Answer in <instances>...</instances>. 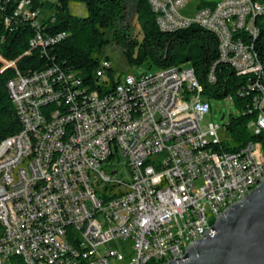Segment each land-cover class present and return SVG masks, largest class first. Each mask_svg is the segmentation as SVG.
<instances>
[{"label":"built area","instance_id":"built-area-1","mask_svg":"<svg viewBox=\"0 0 264 264\" xmlns=\"http://www.w3.org/2000/svg\"><path fill=\"white\" fill-rule=\"evenodd\" d=\"M147 1L162 30L197 23L216 35L218 60L244 76L238 94L254 91L250 129L264 133V67L254 48L264 0L254 17L249 0H197L192 17L180 12L187 0ZM38 13L34 0H18L15 15L37 24ZM61 36L38 32L30 44ZM110 65L101 59L94 71L101 88ZM82 79L52 66L7 81L21 129L0 141V264L167 262L203 233L222 199L264 169L260 141L228 151L225 125L201 127L211 107L190 66L126 72L110 90Z\"/></svg>","mask_w":264,"mask_h":264},{"label":"trees","instance_id":"trees-1","mask_svg":"<svg viewBox=\"0 0 264 264\" xmlns=\"http://www.w3.org/2000/svg\"><path fill=\"white\" fill-rule=\"evenodd\" d=\"M46 1L34 0L39 13L37 24H33L31 19L15 15L18 0H0V56L7 60L0 61V141L21 129L20 118L7 88L9 79L17 73L28 74L55 66L79 71L83 82L92 88L110 90L120 80L115 68L110 65L107 70L106 88L97 84L94 71L101 59L109 60L104 54L105 46L115 44L130 68L140 70L144 66L143 70H146L187 65L193 68L202 85V94L209 102L231 95L240 114L231 116L225 124L229 141L225 150H238L249 140L260 141L264 146V133H252L247 125L256 114L252 101L254 91L246 88L242 95L238 94V89L244 85V76L238 75L230 63L218 60V40L212 31L197 23L162 30L147 0H51L49 15L38 21ZM71 2L83 3L85 15L72 13ZM211 2L213 0H198V6ZM129 9L133 10L139 25L140 37L132 32L126 21ZM261 20L254 46L263 62L264 22ZM38 32L45 37L62 36L45 46L31 45L30 40ZM240 34L242 38L247 37L244 31ZM4 62L12 64L4 67ZM212 64L213 79L210 80L208 73Z\"/></svg>","mask_w":264,"mask_h":264},{"label":"water","instance_id":"water-1","mask_svg":"<svg viewBox=\"0 0 264 264\" xmlns=\"http://www.w3.org/2000/svg\"><path fill=\"white\" fill-rule=\"evenodd\" d=\"M261 42L264 64V35ZM160 264H264V176L189 241L182 256Z\"/></svg>","mask_w":264,"mask_h":264},{"label":"rangeland","instance_id":"rangeland-1","mask_svg":"<svg viewBox=\"0 0 264 264\" xmlns=\"http://www.w3.org/2000/svg\"><path fill=\"white\" fill-rule=\"evenodd\" d=\"M196 1L197 0H187L184 5L180 8V12L185 17H192L196 11ZM51 0H47L44 7L40 11V15L38 17V21L42 18H46L51 9H50ZM70 11L79 16H83L86 13V9L83 3H74L71 2L69 5ZM127 23L130 24L132 32L140 37L139 25L135 19L134 13L132 9H129V12L126 16ZM264 22V17L261 20ZM105 55L108 56L110 64L115 68L116 75L122 77L126 72H137L138 68H130L126 62L123 60L120 48L115 44H107L105 46ZM145 69L143 66L140 70ZM158 68L152 67L149 70L155 71ZM210 110L204 114L201 120V127L206 130L209 128V123H214L223 127L226 123L229 122L231 116H237L240 114V110L235 104L234 99L232 98H219V99H211L210 100ZM247 125H249L250 129V121H248ZM253 126H251L250 131L253 133ZM223 131L221 130V135H223ZM200 180L196 181L198 184ZM214 219V216H212ZM109 245V244H108ZM111 245V244H110Z\"/></svg>","mask_w":264,"mask_h":264},{"label":"bare ground","instance_id":"bare-ground-1","mask_svg":"<svg viewBox=\"0 0 264 264\" xmlns=\"http://www.w3.org/2000/svg\"><path fill=\"white\" fill-rule=\"evenodd\" d=\"M261 1L262 0H249V6H247V17H254V10L260 8ZM258 33H259V28H258ZM256 37L257 36H254V41ZM255 52H256V60H261L259 58V55L256 49H255ZM212 79H213V68L210 71V80ZM254 133L258 134V132H254ZM35 137H44V127H36ZM250 141H253V140H250ZM260 145L262 148V153L264 154V146H262V143ZM38 147H39V140H32L31 155H38ZM262 176H264V169L262 171H259V173H257L256 175H254L252 179L245 181V185H239L238 189H236L235 194H232V197H227V199H222V201L219 203V211H215L214 214L210 215V220L207 224V228L210 227L213 223L214 219H212V216H214L215 218V216L219 214L227 204L231 203L234 200H238L242 198V196L245 193L249 192V190L257 184V182L260 180ZM196 236H197V227H190V229H188V237H196ZM186 245L187 243H184L181 249V256L184 254V249Z\"/></svg>","mask_w":264,"mask_h":264}]
</instances>
